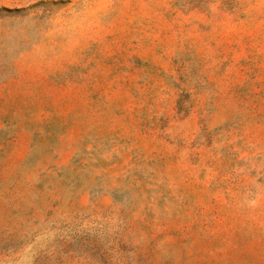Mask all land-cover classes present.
Returning a JSON list of instances; mask_svg holds the SVG:
<instances>
[{
	"label": "rangeland",
	"instance_id": "rangeland-1",
	"mask_svg": "<svg viewBox=\"0 0 264 264\" xmlns=\"http://www.w3.org/2000/svg\"><path fill=\"white\" fill-rule=\"evenodd\" d=\"M0 264H264V0H0Z\"/></svg>",
	"mask_w": 264,
	"mask_h": 264
}]
</instances>
